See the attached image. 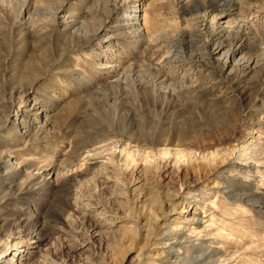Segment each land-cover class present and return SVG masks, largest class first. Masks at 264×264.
<instances>
[{"label": "rangeland", "instance_id": "1", "mask_svg": "<svg viewBox=\"0 0 264 264\" xmlns=\"http://www.w3.org/2000/svg\"><path fill=\"white\" fill-rule=\"evenodd\" d=\"M0 264H264V0H0Z\"/></svg>", "mask_w": 264, "mask_h": 264}, {"label": "bare ground", "instance_id": "2", "mask_svg": "<svg viewBox=\"0 0 264 264\" xmlns=\"http://www.w3.org/2000/svg\"><path fill=\"white\" fill-rule=\"evenodd\" d=\"M259 57H260L259 55H257V56H255V55L250 56V57L246 60V62L249 64V63L252 61V62H254V65H255V59H257V58H259ZM168 60H169V58H168ZM226 60H228V57H226Z\"/></svg>", "mask_w": 264, "mask_h": 264}]
</instances>
